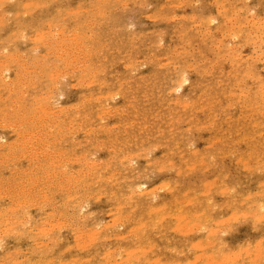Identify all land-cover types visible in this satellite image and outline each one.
I'll return each instance as SVG.
<instances>
[{
  "label": "rangeland",
  "instance_id": "rangeland-1",
  "mask_svg": "<svg viewBox=\"0 0 264 264\" xmlns=\"http://www.w3.org/2000/svg\"><path fill=\"white\" fill-rule=\"evenodd\" d=\"M1 1L0 264H264V0Z\"/></svg>",
  "mask_w": 264,
  "mask_h": 264
},
{
  "label": "bare ground",
  "instance_id": "bare-ground-1",
  "mask_svg": "<svg viewBox=\"0 0 264 264\" xmlns=\"http://www.w3.org/2000/svg\"><path fill=\"white\" fill-rule=\"evenodd\" d=\"M0 1H1V0H0ZM14 1H15V0H14ZM58 1H59V0H58ZM109 1H110V0H109ZM185 1H186V0H185ZM1 2H2V1H1ZM37 2H38V1H37ZM124 2H125V1H124ZM28 3H29V2H28ZM67 3H68V2H67ZM115 3H116V2H115ZM198 3H199V2H198ZM3 4H4V3H3ZM26 4H27V3H26ZM33 4H34V3H33ZM106 4H107V3H106ZM221 4H222V3H221ZM28 5H29V4H28ZM31 5H32V4H31ZM36 5H37V4H36ZM44 5H45V4H44ZM102 5H103V4H102ZM183 5H184V4H183ZM5 6H6V5H5ZM40 6H41V5H40ZM145 6H146V5H145ZM151 6H152V5H151ZM151 6H150V7H151ZM1 7H4V6H1ZM26 7H27V6H26ZM29 7H30V6H29ZM37 7H38V6H37ZM37 7H36V8H37ZM143 7H144V6H143ZM174 7H175V6H174ZM177 7H178V6H177ZM177 7H176V8H177ZM199 7H200V6H199ZM30 8H31V7H30ZM100 8H101V7H100ZM247 8H248V7H247ZM223 9H225V8H223ZM232 9H233V8H232ZM76 10H77V9H76ZM103 10H104V9H103ZM136 10H137V9H136ZM84 11H85V9H84ZM94 11H98V10H94ZM26 12H27V11H26ZM28 12H29V11H28ZM32 12H33V11H32ZM69 12H71V11H69ZM73 12H74V11H73ZM76 12H77V11H76ZM173 12H174V11H173ZM250 12H251V11H250ZM93 13H94V12H93ZM22 14H23V13H22ZM24 14H25V12H24ZM27 14H28V13H27ZM73 14H74V13H73ZM80 14H81V13H80ZM100 14H101V13H100ZM233 14H234V13H233ZM7 15H8V14H7ZM25 15H26V14H25ZM71 15H72V14H71ZM89 15H92V14L89 13ZM5 16H6V15H5ZM23 16H24V15H23ZM147 16H148V15H147ZM178 16H179V15H178ZM207 16H208V15H207ZM234 16H235V15H234ZM0 17H1V16H0ZM72 17H73V15H72ZM92 17H93V15H92ZM173 17H174V18H177V17H175V16H173ZM173 17H172V18H173ZM210 17H211V16H210ZM212 17H213V16H212ZM60 18H61V17H60ZM62 18H63V17H62ZM183 18H184V17H183ZM194 18H195V17H194ZM208 18H209V17H208ZM208 18H206V19H208ZM250 18H251V17H250ZM63 19H64V18H63ZM90 19H91V18H90ZM178 19H179V18H178ZM211 19H212V18H211ZM231 19H232V18H231ZM1 20H2V19H1ZM74 20H75V19H74ZM85 20H86V19H85ZM94 20H95V19H94ZM186 20H188V19H186ZM208 20H209V19H208ZM235 20H236V19H235ZM24 21H25V20H24ZM97 21H98V20H97ZM97 21H96V22H97ZM201 21H202V20H201ZM212 22H213V21H212ZM0 23H1V22H0ZM76 23H77V22H76ZM208 23H209V21H208ZM247 23H248V22H247ZM91 24H92V23H91ZM49 25H50V24H49ZM60 25H61V24H60ZM98 25H99V24H98ZM194 25H195V24H194ZM242 25H243V24H242ZM246 25H247V24H246ZM246 25H245V26H246ZM249 25H250V24H249ZM254 25H255V23H254ZM63 26H64V25H63ZM87 26H88V25H87ZM99 26H100V25H99ZM207 26H208V25H207ZM233 26H235V25H233ZM233 26H232V27H233ZM243 26H244V25H243ZM236 27H237V26H236ZM250 27H251V26H250ZM256 27H257V26H256ZM259 27H260V23H259ZM58 28H59V27H58ZM67 28H69V27H67ZM76 28H77V26H76ZM81 28H82V27H81ZM129 28H130V27H129ZM206 28H207V27H206ZM4 29H5V28H4ZM74 29H75V27H74ZM196 29H197V28H196ZM71 30H72V29H71ZM90 30H91V29H90ZM192 30H193V29H192ZM1 31H2V30H1ZM27 31H28V30H27ZM53 31H54V30H53ZM79 31H80V30H79ZM55 32H56V31H55ZM59 32H60V31H59ZM63 32H64V31H63ZM86 32H87V31H86ZM97 32H98V31H97ZM115 32H116V31H115ZM117 32H118V31H117ZM208 32H209V31H208ZM230 32H231V31H230ZM230 32H229V33H230ZM237 32H238V31H237ZM19 33H21V32H18V35H19ZM38 33H39V32H37V34H38ZM42 33H43V31H42ZM53 33H54V32H53ZM187 33H188V32H187ZM205 33H206V32H205ZM82 34H83V33H82ZM94 34H95V33H94ZM116 34H117V33H116ZM237 34H239V33H237ZM263 34H264V33H263ZM39 35H40V33H39ZM57 35H58V34H57ZM72 35H74V34H72ZM187 35H188V34H187ZM187 35H186V36H187ZM40 36H41V35H40ZM59 36H60V35H59ZM86 36H87V35H86ZM94 36H95V35H94ZM142 36H143V35H142ZM201 36H202V35H201ZM231 36H232V35H231ZM252 36H253V35H252ZM263 36H264V35H263ZM81 37H82V36H81ZM81 37H80V38H81ZM232 37H233V36H232ZM235 37H237V36H235ZM38 38H39V37H38ZM48 38H49V37H48ZM63 38H64V37H63ZM68 38H69V37H68ZM70 38H71V37H70ZM82 38H84V36H83ZM82 38H81V39H82ZM85 38H86V37H85ZM87 38H88V37H87ZM200 38H201V37H200ZM262 38H263V37H262ZM28 39H29V38H28ZM54 39H55V38H54ZM57 39H58V38H57ZM180 39H181V38H180ZM182 39H183V38H182ZM224 39H225V38H224ZM24 40H26V39H24ZM48 40H49V39H48ZM89 40H91V39H89ZM137 40H138V39H137ZM235 40H236V39H235ZM8 41H9V40H8ZM109 41H110V40H109ZM158 41H159V40H158ZM12 42H13V41H12ZM57 42H58V41H57ZM69 42H70V41H69ZM134 42H136V41H134ZM13 43H14V42H13ZM50 43H52V42H50ZM54 43H55V42H54ZM61 43H62V42H61ZM197 43H198V42H197ZM203 43H204V42H203ZM227 43H228V42H227ZM254 43H255V41H254ZM10 44H12V43H10ZM62 44H63V43H62ZM64 44H65V43H64ZM69 44H70V43H69ZM72 44H73V43H72ZM86 44H88V43H86ZM158 44H159V43H157L156 45H158ZM209 44H210V43H209ZM83 45H84V44H83ZM102 45H103V44H102ZM105 45H106V44H105ZM105 45H104V46H105ZM184 45H185V44H184ZM187 45H189V43H188ZM190 45H191V44H190ZM217 45H218V44H217ZM227 45H228V44H227ZM60 46H61V45H60ZM65 46H66V45H65ZM67 46H68V44H67ZM84 46H85V45H84ZM84 46H83V50L86 49V48L84 49ZM91 46H92V45H91ZM182 46H183V45H182ZM256 46H257V45H256ZM8 47H9V46H8ZM35 47H36V46H35ZM52 47H53V46H52ZM63 47H64V46H63ZM63 47H62V48H63ZM107 47H108V46H107ZM131 47H132V46H131ZM135 47H136V46H135ZM227 47H229V46H227ZM12 48H14V47L12 46ZM29 48H32V47H29ZM37 48H38V47H37ZM57 48H58V47H57ZM71 48H73V47H70V49H71ZM75 48H76V47H75ZM87 48H88V47H87ZM89 48H91V47H89ZM119 48H120V47H119ZM152 48H153V47H152ZM196 48H197V47H196ZM216 48H217V47H216ZM15 49H16V47H15ZM32 49H33V48H32ZM55 49H56V48H55ZM55 49H54V50H55ZM60 49H61V48L59 47V50H60ZM77 49H78V47H77ZM92 49H93V48H91V50H92ZM156 49H157V47H156ZM7 50H8V49H7ZM20 50H21V49H20ZM86 50H87V49H86ZM96 50H97V49H96ZM107 50H108V49H107ZM132 50H133V49H132ZM168 50H169V49H168ZM218 50H219V49H218ZM15 51H16V50H15ZM55 51H56V50H55ZM72 51H73V50H72ZM75 51H77V50H75ZM81 51H82V49H81ZM93 51H95V50L93 49ZM93 51H91V52L93 53ZM98 51H99V50H98ZM152 51H153V50H152ZM181 51H182V50H181ZM185 51H187V50H185ZM189 51H190V50H189ZM191 51H192V50H191ZM198 51H200V50H198ZM215 51H216V50H215ZM23 52H24V51H23ZM56 52H57V51H56ZM86 52H87V51H86ZM91 52H90V53H91ZM95 52H96V51H95ZM102 52H103V49H102ZM110 52H112V51H110ZM126 52H127V51H126ZM179 52H180V50H179ZM0 53H1V52H0ZM35 53H36V52H35ZM37 53H38V52H37ZM84 53H85V52H84ZM97 53H98V52H97ZM182 53H183V52H182ZM193 53H194V51H193ZM217 53H218V52H217ZM6 54H7V53H6ZM19 54H20V53H19ZM25 54H26V53H25ZM27 54H28V53H27ZM50 54H51V52H50ZM101 54H102V53H101ZM137 54H138V53H137ZM150 54H151V53H150ZM160 54H161V53H160ZM237 54H238V52H237ZM258 54H259V53H258ZM263 54H264V53H263ZM22 55H23V54H21V56H22ZM54 55H55V54H54ZM67 55H68V54H67ZM77 55H78V54H77ZM83 55H85V54H83ZM95 55H96V54H95ZM130 55H131V54H130ZM163 55H164V54H163ZM181 55H182V54H181ZM185 55H186V54H185ZM215 55H216V54H215ZM256 55H257V54H256ZM56 56H57V55H56ZM56 56H55V57H56ZM236 56H237V55H236ZM70 57H71V55H70ZM73 57H74V55H73ZM80 57L82 58V56H80ZM181 57H182V56H181ZM183 57H184V56H183ZM231 57H232V56H231ZM255 57H256V56H255ZM7 58H8V56H7ZM25 58H26V57H25ZM50 58H51V57H50ZM89 58L91 59V57H89ZM104 58H105V57H104ZM27 59H28V58H27ZM128 59H129V57H128ZM151 59H152V58H151ZM166 59H167V58H166ZM192 59H193V58H192ZM6 60H8V59H6ZM24 60H25V59H24ZM41 60H42V59H41ZM47 60H48V59H47ZM263 60H264V59H263ZM51 61H52V60H51ZM72 61H73V60H72ZM77 61H78V59H77ZM146 61H147V60H146ZM195 61H196V60H195ZM22 62H23V61H21L20 63H22ZM33 62H34V61H33ZM43 62H44V60H43ZM58 62H59V61H58ZM78 62H79V61H78ZM81 62H82V61H81ZM88 62H89V61H88ZM91 62H92V61H91ZM123 62H124V61H123ZM2 63H3V62H2ZM24 63H25V62H24ZM35 63H36V62H35ZM35 63H33V64H35ZM126 63H127V62H126ZM138 63H139V62H138ZM176 63H177V62H176ZM195 63H197V62H195ZM44 64H45V63H44ZM50 64H51V63H50ZM53 64H54V63H53ZM53 64H52V65H53ZM61 64H62V63H61ZM70 64H71V63H70ZM78 64H79V63H78ZM96 64H97V63H96ZM99 64H101V63H99ZM202 64H203V63H202ZM18 65H19V64H18ZM58 65H59V63H58ZM80 65H81V64H80ZM80 65H79V67H80ZM237 65H238V64H237ZM246 65H247V64H246ZM13 66H14V65H13ZM13 66H12V67H13ZM76 66H77V65H76ZM85 66H86V65H85ZM96 66H97V65H96ZM96 66H95V67H96ZM178 66H179V65H178ZM194 66H195V65H194ZM197 66H198V65H197ZM214 66H215V65H214ZM83 67H84V66H83ZM100 67H101V65H100ZM202 67H203V66H202ZM6 68H7V67H6ZM18 68H20V67H18ZM21 68H22V67H21ZM134 68H135V67H134ZM249 68H250V67H249ZM2 69H3V68H2ZM7 69H8V68H7ZM56 69H57V68H56ZM61 69H62V68H61ZM70 69H71V68H70ZM174 69H175V68H174ZM11 70H12V68H11ZM16 70H18V69L16 68ZM35 70H36V69H35ZM62 70H63V69H62ZM84 70H85V69H84ZM88 70H89V69H88ZM157 70H158V69H157ZM198 70H199V69H198ZM212 70H213V69H212ZM21 71H23V70H21ZM52 71H53V70H52ZM79 71H80V70H79ZM90 71H91V70H90ZM182 71H183V70H182ZM4 72H6V71H4ZM8 72H9V71H8ZM29 72H30V71H29ZM29 72H28V73H29ZM83 72H84V71H83ZM97 72H98V71H97ZM252 72H253V71H252ZM252 72H250V73H252ZM20 73H21V72H20ZM28 73H27V74H28ZM38 73H39V72H38ZM85 73H86V72H85ZM90 73H91V72H90ZM223 73H224V72H223ZM0 74H1V73H0ZM3 74H4V73H3ZM51 74L53 75L52 72H51ZM97 74H98V73H97ZM184 74H186V73H184ZM204 74H205V73H204ZM236 74H237V73H236ZM1 75H2V74H1ZM7 75H8V74H7ZM93 75H94V74H93ZM93 75H92V76H93ZM34 76H35V75H34ZM44 76H45V75H44ZM50 76H51V75H50ZM50 76H49V77H50ZM62 76H63V75H62ZM149 76H150V75H149ZM181 76H182V74H181ZM181 76H180V77H181ZM202 76H203V75H202ZM230 76H231V75H230ZM0 77H1V76H0ZM4 77H5V76H4ZM16 77H17V76H16ZM72 77H73V76H72ZM129 77H130V76H129ZM132 77H133V76H132ZM184 77H185V76H184ZM217 77H218V76H217ZM1 78H2V77H1ZM36 78H37V77H36ZM66 78H67V76H66ZM96 78H97V77H96ZM115 78H116V77H115ZM140 78H141V77H140ZM219 78H220V77H219ZM2 79H3V78H2ZM5 79H7V78H5ZM30 79H31V78H30ZM259 79H260V78H259ZM14 80H15V79H14ZM32 80H33V79H32ZM37 80H38V78H37ZM58 80H59V79H58ZM116 80H117V79H116ZM131 80H132V79H131ZM10 81H11V80H10ZM35 81H36V80H35ZM54 81H55V80H54ZM88 81H89V80H88ZM128 81H129V80H128ZM142 81H143V80H142ZM246 81H247V80H246ZM246 81H245V82H246ZM255 81H256V80H255ZM255 81H254V82H255ZM7 82H8V81H7ZM11 82H12V81H11ZM29 82H30V81H29ZM36 82H37V81H36ZM100 82H101V81H100ZM167 82H169V81H167ZM187 82H188V79H187V78H183V79H181V81L176 85L177 88H175V89H177V92H179L180 89L183 87V85H185V83H187ZM243 82H244V81H243ZM9 83H10V82H9ZM13 83H14V82H13ZM32 83H33V82H32ZM55 83H56V82H55ZM98 83H99V82H98ZM216 83H217V82H216ZM66 84H67V83H66ZM88 84H89V83H88ZM100 84H101V83H100ZM3 85L6 86L5 84H3ZM18 85H19V83H18ZM24 85H25V83H24ZM24 85H22V86H24ZM34 85H35V84H34ZM42 85H43V84H42ZM45 85H46V84H45ZM51 85H52V84H51ZM201 85H202V84H201ZM220 85H221V84H220ZM8 86H9V85H8ZM12 86H13V85H12ZM12 86H11V88H12ZM14 86H15V85H14ZM16 86H17V85H16ZM31 86H32V85H31ZM36 86H37V85H36ZM52 86H53V85H52ZM71 86H72V85H71ZM128 86H129V85H128ZM139 86L141 87V85H138V87H139ZM17 87H18V86H17ZM37 87H38V86H37ZM87 87H88V86H87ZM118 87H119V86H118ZM123 87H124V86H123ZM6 88H7V87H6ZM29 88H30V86H29ZM29 88H28V90H29ZM34 88H36V87H34ZM44 88H45V87H44ZM56 88H57V87H56ZM121 88H122V87H121ZM217 88H218V87H217ZM229 88H230V87H229ZM4 89H5V88H4ZM9 89H10V88H9ZM130 89H131V88H130ZM173 89H174V88H173ZM223 89H224V87H223ZM260 89H261V88H260ZM19 90L21 91L22 89H19ZM19 90H18V91H19ZM25 90H26V88H25ZM37 90H38V89H37ZM42 90H43V89H42ZM158 90H159V89H158ZM22 91H23V90H22ZM26 91H27V90H26ZM59 91H60V90H59ZM128 91H130V90H128ZM245 91H246V90H245ZM51 92H52V91H51ZM51 92H50V93H51ZM125 92H126V91H125ZM175 92H176V90H175ZM2 93H3V92H2ZM146 93H147V92H146ZM250 93H251V92H250ZM21 94H22V93H21ZM23 94H24V93H23ZM93 94H94V93H93ZM233 94H234V93H233ZM248 94H249V93H248ZM15 95H16V94H15ZM24 95H25V94H24ZM38 95H39V94H38ZM50 95H51V94H50ZM67 95H68V94H67ZM108 95H109V93H108ZM116 95H117V94H116ZM9 96H10V94H9ZM9 96H7V97H8V98H11V97H9ZM84 96H85V95H84ZM84 96H83V97H84ZM97 96H98V95H97ZM105 96H106V95H105ZM143 96H144V95H143ZM157 96H158V95H157ZM255 96H256V95H255ZM0 97H1V95H0ZM52 97H53V96H52ZM52 97H51V98H52ZM113 97H114V96H113ZM28 98H29V97H28ZM34 98H35V97H34ZM34 98H31V99H34ZM130 98H131V97H130ZM150 98H151V97H150ZM181 98H182V97H181ZM11 99H12V98H11ZM14 99H15V96H14ZM14 99H13V100H14ZM17 99H18V98H17ZM21 99H22V98H21ZM31 99H30V100H31ZM42 99H43V98H42ZM47 99H48V98H47ZM89 99H90V98H89ZM186 99H187V98H186ZM249 99H250V98H249ZM5 100H6V99H5ZM18 100H20V99H18ZM24 100H25V98H24ZM45 100H46V98H45ZM52 100H53V99H52ZM61 100H62V99H61ZM112 100H113V99L111 98V101H112ZM131 100H132V99H131ZM176 100H177V99H176ZM183 100H184V99H183ZM202 100H203V99H202ZM6 101H7V100H6ZM11 101H12V100H10V102H11ZM27 101H28V100H27ZM31 101H32V100H31ZM35 101H36V100H35ZM49 101H50V100H49ZM94 101H95V100H94ZM19 102H20V101H19ZM33 102H34V101H33ZM33 102H32V103H33ZM102 102H103V101H102ZM233 102H234V101H233ZM252 102H253V101H252ZM3 103H4V102H3ZM8 103H9V102H8ZM11 103H12V102H11ZM25 103H26V102H25ZM132 103H133V102H132ZM143 103H144V102H143ZM149 103H150V102H149ZM170 103H171V102H170ZM184 103H185V102H184ZM187 103H188V102H187ZM247 103H248V102H247ZM20 104H21V103H20ZM35 104H36V103H35ZM37 104H39V103L37 102ZM77 104H78V103H77ZM82 104H83V103H82ZM147 104H148V103H147ZM185 104H186V103H185ZM253 104H254V103H253ZM6 105H7V104H6ZM8 105L11 106V104H8ZM16 105H17V104H16ZM40 105H41V104H40ZM91 105H92V104H91ZM107 105H108V104H107ZM112 105H113V104H112ZM236 105H238V104H236ZM0 106H1V105H0ZM4 106H5V105H4ZM10 106H8L7 108H11ZM26 106H27V105H26ZM60 106H61V105H60ZM84 106H85V105H84ZM84 106H83V107H84ZM86 106H87V105H86ZM250 106H251V104H250ZM83 107H82V108H83ZM197 107H198V106H197ZM213 107H214V106H213ZM233 107H234V106H233ZM5 108H6V107H5ZM17 108H18V107H17ZM20 108H22V107H20ZM20 108H19V109H20ZM32 108H33V107H32ZM40 108H41V107H40ZM129 108H130V107H129ZM134 108H135V107H134ZM241 108H242V107H241ZM68 109H69V108H68ZM88 109H89V108H88ZM101 109H103V107H102ZM122 109H123V108H122ZM126 109H127V108H126ZM142 109H143V108H142ZM183 109H184V108H183ZM202 109H203V108H202ZM210 109H211V108H210ZM8 110H9V109H8ZM20 110H22V109H20ZM30 110H31V108H30ZM59 110H60V109H59ZM59 110H57V111H59ZM118 110H119V109H118ZM136 110H137V109H136ZM149 110H150V109H149ZM244 110H245V109H244ZM3 111H4V110H3ZM9 111H10V110H9ZM15 111L18 112L19 110L15 109ZM40 111H41V110H40ZM42 111H43V110H42ZM124 111H125V109H124ZM133 111H134V110H133ZM4 112H5V111H4ZM10 112H11V111H10ZM38 112H39V111H38ZM43 112H44V111H43ZM71 112H72V111H71ZM73 112H74V111H73ZM90 112H91V111H90ZM126 112H127V111H126ZM160 112H161V111H160ZM263 112H264V111H263ZM5 113H6V112H5ZM14 113H15V112H14ZM14 113H13V114H14ZM35 113H36V112H35ZM52 113H53V112H52ZM118 113H119V112H118ZM127 113H128V112H127ZM129 113H130V112H129ZM134 113H135V112H134ZM146 113H147V112H146ZM168 113H169V112H168ZM228 113H229V112H228ZM17 114H18V113H17ZM54 114H55V113H54ZM92 114H93V113H92ZM2 115H3V114H2ZM11 115H12V114H11ZM11 115H10V117H11ZM22 115H23V114H22ZM65 115H66V114H65ZM68 115H69V114H68ZM112 115H113V114H112ZM118 115H120V114H118ZM162 115H163V114H162ZM213 115H214V114H213ZM250 115H251V114H250ZM19 116H20V115H19ZM25 116H26V115H25ZM25 116H24V117H25ZM55 116H56V115H55ZM74 116H75V113H74ZM77 116H81V115H77ZM121 116H122V115H121ZM129 116H130V115H129ZM135 116H136V115H135ZM8 117H9V116H8ZM24 117H23V118H24ZM65 117H66V116H65ZM11 118H12V117H11ZM13 118H14V117H13ZM19 118H20V117H19ZM40 118H41V117H40ZM63 118H64V117H63ZM66 118H67V117H66ZM78 118H79V117H78ZM106 118H107V120H108V117H106ZM136 118H137V117H136ZM171 118H172V117H171ZM184 118H185V117H184ZM221 118H222V117H221ZM50 119H51V117H50ZM52 119H53V118H52ZM52 119H51V120H52ZM102 119H103V118H102ZM168 119H169V118H168ZM191 119H193V118H191ZM253 119H254V118H253ZM18 120H19V119H18ZM18 120H17V121H18ZM20 120H21V119H20ZM32 120H33V118H32ZM43 120H44V119H43ZM53 120H54V119H53ZM53 120H52V121H53ZM100 120H101V119H100ZM107 120H106V121H107ZM160 120H161V119H160ZM181 120H182V119H181ZM236 120H237V119H236ZM1 121H2V120H1ZM4 121H5V120H4ZM15 121H16V119H15ZM17 121H16V122H17ZM44 121H45V120H44ZM49 121H50V120H49ZM106 121H104V122H106ZM128 121H129V120H128ZM198 121H199V120H198ZM27 122H28V121H26L25 123H27ZM55 122H56V121H55ZM55 122H54V123H55ZM58 122H59V121H58ZM64 122H66V121H64ZM180 122H181V121H180ZM180 122H179V123H180ZM249 122H250V121H249ZM4 123H5V122H4ZM9 123H10V122H9ZM17 123H18V122H17ZM28 123H29V122H28ZM37 123H38V122H37ZM106 123H107V122H106ZM139 123H140V122H139ZM215 123H216V122H215ZM21 124H22V122H21ZM30 124H31V123H30ZM52 124H53V123H52ZM56 124H58V123H56ZM62 124H63V123H62ZM79 124H80V123H79ZM104 124H105V123H104ZM1 125H2V124H1ZM9 125H11V124H9ZM19 125H20V124H19ZM23 125H24V124H23ZM23 125H21V126H23ZM31 125H32V124H31ZM39 125H40V124H39ZM58 125H59V124H58ZM66 125H67V124H66ZM69 125H70V124H69ZM132 125H133V124H132ZM172 125H173V124H172ZM2 126H3V125H2ZM2 126H1V127H2ZM14 126H15V125H14ZM17 126H18V125H17ZM34 126H35V125H34ZM47 126H48V125H47ZM49 126H50V125H49ZM53 126H54V125H53ZM71 126H72V125H71ZM165 126H166V125H165ZM4 127H5V126H4ZM9 127H10V126H9ZM23 127H24V126H23ZM25 127H26V126H25ZM44 127H45V125H44ZM51 127H52V126H51ZM60 127H61V126H60ZM128 127H129V126H128ZM138 127H139V126H138ZM214 127H215V126H214ZM31 128H32V126H31ZM34 128H35V127H34ZM63 128H64V127H63ZM65 128H66V127H65ZM78 128H79V127H78ZM172 128H173V127H172ZM3 129H4V128H3ZM6 129H7V128H6ZM20 129H21V127H20ZM24 129H25V128H24ZM42 129H44V128H42ZM48 129H49V128H48ZM138 129H139V128H138ZM14 130H15V129H14ZM22 130H23V129H22ZM53 130H54V129H53ZM62 130H63V129H62ZM77 130H78V129H77ZM79 130H80V129H79ZM95 130H96V129H95ZM98 130H99V129H98ZM160 130H163V129H160ZM169 130H171V128H170ZM187 130H188V129H187ZM223 130H224V129H223ZM16 131H17V130H16ZM30 131H31V130H30ZM35 131H37V130L35 129ZM55 131H56V130H55ZM107 131H108V130H107ZM115 131H116V130H115ZM124 131H125V130H124ZM157 131H158V130H157ZM89 132H90V131H89ZM126 132H127V131H126ZM148 132H149V131H148ZM214 132H215V131H214ZM42 133H43V131H42ZM45 133H46V132H45ZM69 133H70V132H69ZM71 133H72V131H71ZM78 133H79V132H78ZM112 133H113V132H112ZM171 133H172V132H171ZM174 133H175V132H174ZM260 133H261V132H260ZM34 134H35V133H34ZM36 134H37V133H36ZM38 134H39V133H38ZM47 134H48V133H47ZM55 134H56V133H55ZM72 134H73V133H72ZM135 134H137V133H135ZM142 134H143V133H142ZM142 134H141V135H142ZM162 134H163V133H162ZM182 134H183V133H182ZM215 134H216V133H215ZM1 135H2V134H1ZM29 135H30V134H29ZM76 135H77V134H76ZM65 136H66V135L64 134V137H65ZM67 136H68V135H67ZM67 136H66V138H67ZM72 136H73V135H72ZM90 136H91V135H90ZM99 136H100V135H99ZM222 136H223V135H222ZM42 137H43V136H42ZM48 137H49V136H48ZM60 137H61V136H60ZM84 137H85V136H84ZM145 137H146V136H145ZM164 137H165V136H164ZM187 137H188V136H187ZM24 138H25V137H24ZM39 138H41V137H39ZM54 138H57V137L54 136ZM73 138H74V137H73ZM91 138H92V137H91ZM47 139H48V138H47ZM69 139H70V138H69ZM94 139H95V138H94ZM143 139H144V138H143ZM143 139H142V140H143ZM146 139L148 140L147 137H146ZM42 140H43V139H42ZM53 140H54V139H53ZM60 140H61V138H60ZM72 140H73V139H72ZM96 140H97V138H96ZM116 140H117V139H116ZM147 140H146V141H147ZM183 140H184V139H183ZM217 140H219V139H217ZM223 140H224V139H223ZM34 141H35V140H34ZM44 141H45V140H44ZM86 141H87V140H86ZM91 141H92V140H91ZM187 141H188V140H187ZM262 141H263V140H262ZM262 141H261V142H262ZM6 142H7V141H6ZM52 142H53V141H52ZM55 142H57V141H55ZM63 142H65V141H63ZM83 142H84V141H83ZM101 142H102V141H101ZM105 142H106V141H105ZM2 143H4V141H2ZM13 143H14V142H13ZM26 143H27V142H26ZM46 143L48 144V142H46ZM70 143H71V142H70ZM96 143H97V142H96ZM113 143H114V142H113ZM124 143H125V142H124ZM14 144H15V143H14ZM56 144H57V143H56ZM56 144H55V145H56ZM59 144H60V142H59ZM59 144H57V145H59ZM91 144H92V143H91ZM100 144H101V143H100ZM1 145H2V144H1ZM1 145H0V146H1ZM5 145H6V144H5ZM9 145H10V144H9ZM19 145H20V144H19ZM53 145H54V144H53ZM84 145H85V144H84ZM102 145H103V144H102ZM127 145H128V144H127ZM167 145H168V144H167ZM10 146H11V145H10ZM35 146H36V145H35ZM42 146H43V145H42ZM44 146L47 147V145H44ZM48 146H49V145H48ZM62 146H63V145H62ZM73 146H74V145H73ZM90 146H91V145H90ZM125 146H126V145H125ZM153 146H154V145H153ZM156 146H157V145H156ZM169 146H170V145H169ZM189 146H190V145H189ZM254 146H255V145H254ZM33 147H34V146H33ZM80 147H81V146H80ZM93 147H94V146H93ZM192 147H193V146H192ZM205 147H206V146H205ZM0 148H3V147H0ZM24 148H25V147H24ZM58 148H59V147H58ZM187 148H188V147H187ZM209 148H210V146H209ZM48 149H49V148H48ZM59 149H60V148H59ZM64 149H65V148H64ZM67 149H68V148H67ZM104 149H105V148H104ZM123 149H124V148H123ZM155 149H156V148H155ZM223 149H224V148H223ZM29 150H30V149H29ZM45 150H46V149H45ZM53 150H55V149L53 148ZM62 150H63V149H62ZM96 150H97V149H96ZM96 150H95V151H96ZM150 150H151V149H149V151H150ZM188 150H189V149H188ZM188 150H187V151H188ZM14 151H17V150H14ZM20 151H21V149H20ZM26 151H27V150H26ZM51 151H52V150H51ZM120 151H121V150H120ZM149 151H148V152H149ZM151 151H152V150H151ZM231 151H232V150H231ZM231 151H230V152H231ZM22 152H23V151H22ZM37 152H38V150H37ZM43 152H44V151H43ZM52 152H53V151H52ZM55 152H56V151H55ZM68 152H69V150H68ZM75 152H76V151H75ZM191 152H192V151H191ZM196 152H197V151H196ZM233 152H234V151H233ZM0 153H1V152H0ZM14 153H15V152H14ZM58 153H59V152H58ZM172 153H173V152H172ZM172 153H171V154H172ZM203 153H204V152H203ZM231 153H232V152H231ZM18 154H19V153H18ZM20 154H21V153H20ZM48 154H49V153H48ZM55 154H56V153H55ZM61 154H62V153H61ZM71 154H72V153H71ZM192 154H193V153H192ZM195 154H196V153H195ZM36 155H37V154H36ZM62 155H63V154H62ZM83 155H84V154H83ZM92 155H93V154H92ZM130 155H131V157H132L133 154H130ZM189 155H190V153H189ZM232 155H233V154H232ZM246 155H247V153H246ZM0 156H1V155H0ZM2 156H3V155H2ZM6 156H7V155H6ZM11 156H12V154H11ZM16 156H17V155H16ZM64 156H65V155H64ZM69 156H70V155H69ZM75 156H76V155H75ZM94 156H95V155H94ZM94 156H93V157H94ZM204 156H205V155H204ZM23 157H25V156L23 155ZM35 157H36V156H35ZM38 157H39V156H38ZM41 157H42V156H41ZM62 157H63V156H62ZM146 157L148 158V156H146ZM202 157H203V156H202ZM5 158H6V157H5ZM72 158H73V157H72ZM94 158H95V157H94ZM115 158H116V157H115ZM123 158H124V156H123ZM3 159H4V158H3ZM18 159H19V158H18ZM18 159H17V160H18ZM21 159H22V158H21ZM29 159L31 160V158H29ZM42 159H43V158H42ZM52 159H53V158H52ZM85 159H86V156H85ZM248 159H249V158H248ZM37 160H38V158H37ZM39 160H40V159H39ZM43 160H44V159H43ZM48 160H49V158H48ZM63 160H64V159H63ZM65 160H66V159H65ZM73 160H74V159H73ZM211 160H213V159H211ZM15 161H16V160H15ZM18 161H19V160H18ZM18 161H17V162H18ZM32 161H33V157H32ZM81 161H82V160H81ZM91 161H92V160H91ZM91 161H90V162H91ZM128 161H130V160H128ZM47 162H48V161H47ZM59 162H60V161H59ZM86 162H87V161H86ZM99 162H100V161H99ZM99 162H98V163H99ZM105 162H106V161H105ZM115 162H116V161H115ZM1 163H2V162H1ZM11 163H12V162H11ZM64 163H65V161H64ZM78 163H79V162H78ZM94 163H95V162H94ZM128 163H130V162H128ZM196 163H197V162H196ZM199 163H202L201 160H200ZM203 163H205V162H203ZM206 163H207V165L209 164L208 162H206ZM210 163H211V162H210ZM243 163H244V162H243ZM243 163H242V165H243ZM2 164H4V162H3ZM12 164H13V163H12ZM41 164H42V163H41ZM41 164H40V165H41ZM58 164H59V163H58ZM86 164H87V163H86ZM91 164H92V163H91ZM101 164H102V163H101ZM103 164H104V163H103ZM105 164H106V163H105ZM5 165H6V164H5ZM14 165H15V164H14ZM14 165H13V166H14ZM29 165H30V164H29ZM196 165H197V164H196ZM199 165H200V164H199ZM2 166H3V165H2ZM2 166H1V167H2ZM10 166H11V165H10ZM19 166H20V165H19ZM33 166H35V165H33ZM37 166H38V165H37ZM48 166H49V165H48ZM50 166H51V165H50ZM68 166H69V165H68ZM107 166H108V165H107ZM131 166H132V165H131ZM135 166H136V165H135ZM193 166H195V165H193ZM215 166H216V165H215ZM59 167H61V166H59ZM116 167H117V166H116ZM191 167H192V166H191ZM191 167H190V168H191ZM9 168H10V167H9ZM15 168H16V167H15ZM21 168H22V167H21ZM26 168H27V167H26ZM29 168H30V167H29ZM41 168H42V167H41ZM57 168H58V167H57ZM65 168H66V167H65ZM67 168H68V167H67ZM89 168H90V167H89ZM106 168H107V167H106ZM132 168H133V166H132ZM190 168H189V169H190ZM192 168H193V167H192ZM244 168H245V167H244ZM4 169H5V168H4ZM7 169H8V168H7ZM27 169H28V168H27ZM32 169H33V167H32ZM34 169H35V168H34ZM49 169H50V168H49ZM91 169H92V168H91ZM160 169H162V168H160ZM176 169H177V168H176ZM199 169H200V168H199ZM206 169H207V168H206ZM0 170H1V169H0ZM2 170H3V168H2ZM11 170H12V169H11ZM19 170H20V169H19ZM25 170H26V169H25ZM38 170H39V169H38ZM53 170H55V169L53 168ZM58 170H59V169H58ZM61 170H64V169L62 168ZM65 170H66V169H65ZM117 170H118V169H117ZM172 170H173V169H172ZM5 171H6V170H5ZM46 171H47V170H46ZM85 171H86V170H85ZM85 171H84V172H85ZM95 171H96V170H95ZM145 171H146V170H145ZM151 171H152V170H151ZM151 171H150V173H151ZM257 171H258V170H257ZM15 172H16V171H15ZM18 172H19V171H18ZM20 172H22V170H21ZM23 172H24V171H23ZM30 172H31V171H30ZM38 172H39V171H38ZM42 172H43V171H42ZM50 172H51V171H50ZM52 172H54V171H52ZM70 172H71V171H70ZM100 172H101V171H100ZM25 173H27V172L25 171ZM25 173H23V174H25ZM39 173H40V172H39ZM77 173H78V172H77ZM88 173H89V170H88ZM154 173H155V171H154ZM17 174H18V173H17ZM65 174H66V173H65ZM80 174H81V173H80ZM98 174H99V172H98ZM1 175H2V174H1ZM11 175H13V174H11ZM69 175H70V173H69ZM76 175H77V174H76ZM83 175H84V174H83ZM101 175H102V173H101ZM13 176H14V175H13ZM26 176H27V175H26ZM31 176H32V175H31ZM36 176H38V175H36ZM44 176H45V175H44ZM58 176H59V175H58ZM63 176H65V175H63ZM67 176H68V175H67ZM67 176H66V177H67ZM70 176H71V175H70ZM90 176H91V175H90ZM96 176H98V175H96ZM96 176H95V177H96ZM99 176H100V175H99ZM146 176H147V175H146ZM250 176H251V175H250ZM1 177H2V176H1ZM9 177H10V176H9ZM15 177H16V176H15ZM21 177H22V176H21ZM24 177H25V176H24ZM48 177H49V176H48ZM50 177H51V176H50ZM54 177H55V176H54ZM78 177H79V176H78ZM80 177H81V175H80ZM2 178H3V177H2ZM2 178H1V179H2ZM4 178H6V177H4ZM31 178H32V177H31ZM39 178H40V177H39ZM55 178H56V177H55ZM58 178H59V177H58ZM61 178H62V177H61ZM64 178H65V177H64ZM86 178H87V177H86ZM98 178H99V177H98ZM115 178H117V177H115ZM225 178H226V177H225ZM12 179H13V178H12ZM15 179H16V178H15ZM21 179H22V178H21ZM44 179H45V177H44ZM65 179H66V178H65ZM81 179H82V178H81ZM147 179H148V178H147ZM216 179H217V178H216ZM17 180H18V179H17ZM22 180H23V179H22ZM33 180H34V179H33ZM61 180H62V179H61ZM63 180H64V179H63ZM67 180H68V179H67ZM67 180H66V181H67ZM76 180H77V179H76ZM79 180H80V179H79ZM83 180H84V179H83ZM83 180H82V181H83ZM86 180H87V179H86ZM86 180H84V181H86ZM115 180H116V179H115ZM145 180H146V179H145ZM3 181H4V180H3ZM3 181H2V182H3ZM9 181H10V180H9ZM12 181H13V180H12ZM37 181H38V180H37ZM40 181H41V180H40ZM48 181H49V179H48ZM74 181H75V180H74ZM80 181H81V180H80ZM5 182H6V181H4V183H5ZM10 182H11V181H10ZM33 182H34V181H33ZM45 182H46V181H45ZM96 182H97V181H96ZM115 182H116V181H115ZM131 182H132V179H131ZM7 183H8V182H7ZM47 183H48V182H47ZM56 183H58V182H56ZM64 183H65V182H64ZM64 183H63V185H64ZM72 183H74V182H72ZM76 183H77V182H76ZM76 183H75V184H76ZM90 183H91V182H90ZM90 183H89V185H90ZM107 183H108V182H107ZM116 183H117V182H116ZM166 183H167V182H166ZM168 183H169V181H168ZM168 183H167V184H168ZM12 184H13V183H12ZM14 184H16V183H14ZM22 184H23V183H22ZM30 184H31V181H30L29 185H30ZM34 184H36V183H34ZM39 184H40V183H39ZM49 184H50V183H49ZM58 184H59V183H58ZM61 184H62V183H61ZM68 184H69V182H68ZM68 184H67V185H68ZM70 184H71V183H70ZM70 184H69V185H70ZM75 184H74V185H75ZM77 184H78V183H77ZM87 184H88V183H87ZM87 184H86V185H87ZM133 184H134V182H133ZM3 185H5V184H3ZM18 185H19V184H18ZM29 185H28V187H29ZM32 185H33V183H32ZM40 185H41V184H40ZM72 185H73V184H72ZM94 185H95V184H94ZM99 185H100V184H99ZM165 185H166V184H165ZM165 185H164V186H165ZM6 186H8V185H6ZM12 186H13V185H12ZM14 186H15V185H14ZM14 186H13V187H14ZM48 186H49V185H48ZM52 186H53V185H52ZM57 186H58V185H57ZM59 186H61V185H59ZM87 186H88V185H87ZM95 186H97V185H95ZM141 186H142V185H141ZM161 186H162V185H161ZM167 186H169V185H167ZM176 186H177V185H176ZM211 186H212V185H211ZM211 186H210V187H211ZM217 186H218V185H217ZM0 187H1V185H0ZM3 187H4V186H3ZM13 187H12V189H13ZM24 187H25V184H24ZM26 187H27V186H26ZM46 187H47V186H46ZM46 187H45V189H47ZM53 187H54V186H53ZM83 187H84V186H83ZM83 187H82V188H83ZM89 187H90V186H89ZM137 187H138V186H137ZM137 187H136V188H137ZM1 188H2V187H1ZM7 188H9V187H7ZM16 188H17V187H16ZM35 188H36V187H35ZM37 188H39V187H37ZM49 188H50V187H49ZM56 188H57V187H56ZM58 188H59V187H58ZM67 188H68V187H67ZM79 188H80V186L78 187V189H79ZM92 188H93V187H92ZM103 188H104V187H103ZM103 188H102V189H103ZM133 188H135V187L133 186ZM164 188H165V187H164ZM41 189H42V186H41ZM60 189H62V186L60 187ZM60 189H59V190H60ZM65 189H66V188H65ZM84 189H85V188H84ZM87 189H88V188H87ZM100 189H101V188H100ZM137 189H138V188H137ZM137 189H136V190H137ZM151 189H152V188H151ZM159 189H160V188H159ZM162 189H163V188H162ZM162 189H161V190H162ZM172 189H173V188H172ZM172 189H170V190H172ZM232 189H234V188H232ZM0 190H1V189H0ZM2 190H3V189H2ZM17 190L19 191V189H17ZM47 190H48V189H47ZM59 190H58L57 192H60ZM68 190H69V189H68ZM74 190H77V189H74ZM80 190H81V189H80ZM85 190H86V189H85ZM136 190H134V191H136ZM148 190H149V189H148ZM208 190H209V186H208ZM220 190H221V189H220ZM222 190H223V189H222ZM8 191H9V190H8ZM15 191H16V189L14 190V192H15ZM18 191H17V192H18ZM23 191H24V190H23ZM23 191H22V192H23ZM29 191H30V190H29ZM43 191H44V189H43ZM53 191H54V190H53ZM72 191H73V189H72ZM134 191H133V192H134ZM172 191H173V190H172ZM223 191H225V190H223ZM223 191H221V192H223ZM227 191H228V190H227ZM233 191H234V190H233ZM10 192H11V191H10ZM31 192H32V191H31ZM51 192H52V191H51ZM55 192H56V191H55ZM61 192H62V191H61ZM64 192H65V191H64ZM75 192H76V191H75ZM77 192H78V191H77ZM87 192H88V191H87ZM18 193H19V192H18ZM20 193H21V192H20ZM29 193H30V192H29ZM35 193H36V191H35ZM41 193H42V192H41ZM43 193H44V192H43ZM48 193H50V191H49ZM107 193H108V192H107ZM129 193H130V192H129ZM138 193H139V192H138ZM144 193H145V191H144ZM147 193H148V192H147ZM157 193H158V192H157ZM206 193H207V192H206ZM208 193H209V192H208ZM12 194H13V193H12ZM26 194H27V193H26ZM44 194H46V193H44ZM60 194H61V193H60ZM64 194H65V193H64ZM87 194L89 195V192H88ZM97 194H99V193H97ZM108 194H109V193H108ZM110 194H111V193H110ZM194 194H195V190H194ZM201 194H202V193H201ZM41 195H42V194H41ZM50 195H51V193H50ZM69 195H70V194H69ZM91 195H92V194H91ZM104 195H105V194H104ZM114 195H115V194H114ZM121 195H122V194H121ZM131 195H132V194H131ZM15 196H16V195H15ZM15 196H14V197H15ZM21 196H22V195H21ZM27 196H29V195H27ZM30 196H33V195H30ZM47 196H48V195H47ZM79 196H80V195H79ZM79 196H78V197H79ZM84 196H85V195H84ZM101 196H102V195H101ZM125 196H126V195H125ZM154 196H155V195H154ZM157 196H158V195H157ZM18 197H20V196H18ZM41 197H42V196H41ZM41 197H39V198H41ZM44 197H45V196H44ZM50 197H51V196H50ZM152 197H153V196H152ZM155 197H156V196H155ZM196 197H197V196H196ZM22 198H23V197H22ZM47 198H48V197H47ZM55 198H56V197H55ZM74 198H75V197H74ZM81 198H82V197H81ZM86 198H87V197H86ZM153 198H154V197H153ZM156 198H157V197H156ZM156 198H155V199H156ZM2 199H3V198H2ZM23 199H24V198H23ZM29 199H30V197H29ZM32 199H33V197H32ZM41 199H42V198H41ZM65 199H66V198H65ZM116 199H117V198H116ZM116 199H115V200H116ZM148 199H149V198H148ZM190 199H191V198H190ZM16 200H17V199H16ZM24 200H25V199H24ZM53 200H54V199H53ZM71 200H72V198H71ZM78 200H79V199H78ZM129 200H130V198H129ZM206 200H207V199H206ZM20 201H21V200H20ZM56 201H57V200H56ZM56 201H55V203H56ZM62 201H63V200H62ZM131 201H133V200H131ZM184 201H186V200H184ZM22 202H23V201H22ZM42 202H43V201H42ZM88 202H89V201H88ZM118 202H119V201H118ZM134 202H135V201H134ZM187 202H188V201H187ZM189 202H191V201L189 200ZM196 202H197V201H196ZM208 202H209V201H208ZM39 203H40V202H39ZM52 203H53V202H52ZM81 203H82V202H81ZM85 203H86V202H85ZM152 203H153V202H152ZM178 203H179V202H178ZM205 203H206V202H205ZM241 203H242V202H241ZM241 203H240V204H241ZM41 204H42V203H41ZM69 204H70V203H69ZM83 204H84V202H83ZM190 204H191V203H190ZM50 205H51V204H50ZM77 205H78V204H77ZM120 205H121V204H120ZM241 205H242V204H241ZM12 206H13V205H12ZM14 206H15V205H14ZM42 206H43V205H42ZM62 206H63V205H62ZM72 206H73V205H72ZM118 206H119V204H118ZM15 207H16V206H15ZM58 207H59V208H58ZM58 207H57V208L60 209V206H59V205H58ZM135 207H136V206H135ZM159 207H160V206H159ZM261 207H262V206H261ZM36 208H37V207H36ZM54 208H55V207H54ZM64 208H66V207H63L62 209H64ZM79 208H80V207H79ZM87 208H88V207H87ZM151 208L153 209V207H151ZM157 208H158V207H157ZM157 208H156V209H157ZM160 208H161V207H160ZM163 208H164V207H163ZM212 208H214V207H212ZM226 208H227V207H226ZM258 208H260V207H258ZM69 209H70V208H69ZM81 209H82V208H81ZM156 209H155V210H156ZM219 209H220V208H219ZM263 209H264V208H263ZM21 210H22V209H21ZM40 210H41V209H40ZM67 210H68V207L66 208V211H67ZM77 210H78V209H77ZM83 210H84V209H83ZM130 210H131V209H130ZM153 210H154V209H153ZM155 210H154V211H155ZM236 210H237V209H236ZM3 211H4V210H3ZM10 211H11V210H10ZM56 211H57V209H56ZM122 211H123V210H122ZM122 211H121V212H122ZM179 211H180V210H179ZM82 212H83V211H82ZM117 212H118V211H117ZM132 212H133V211H132ZM169 212H170V211H169ZM212 212H213V211H212ZM254 212H255V211H254ZM259 212H260V211H259ZM51 213H52V211H51ZM91 213H92V212H91ZM126 213H127V211H126ZM133 213H134V212H133ZM8 214H9V213H8ZM63 214H64V213H63ZM66 214H67V213H66ZM66 214H65V216H66ZM73 214H74V212H73ZM73 214H72V215H73ZM93 214H94V213H93ZM111 214H112V213H111ZM244 214H245V213H244ZM47 215H48V214H47ZM55 215H57V214H55ZM68 215H70V214H68ZM77 215H79V214L77 213ZM90 215H91V214H90ZM90 215H89V216H90ZM180 215H181V214H180ZM197 215H198V214H197ZM239 215H240V214H239ZM241 215H242V214H241ZM245 215H246V214H245ZM93 216H94V215H93ZM119 216H120V215H119ZM119 216H118V220H120V218H121V217L119 218ZM233 216H234V215H233ZM235 216H237V215H235ZM242 216H243V215H242ZM262 216H264V215H262ZM23 217H24V216H23ZM52 217H54V214H53ZM56 217H57V216H56ZM68 217H70V216H68ZM71 217H72V216H71ZM77 217H78V216H77ZM79 217H80V216H79ZM85 217H86V216H85ZM159 217H160V216H159ZM163 217H164V216H163ZM205 217H206V216H205ZM229 217H231V216H229ZM39 218H40V217H39ZM54 218H55V217H54ZM54 218H53V219H54ZM65 218H66V217H65ZM72 218H73V217H72ZM75 218H76V217H75ZM75 218H74V219H75ZM81 218H82V217H81ZM86 218H87V217H86ZM116 218H117V217H116ZM180 218H181V219H180ZM185 218H186V217H185ZM235 218H237V217H235ZM256 218H257V217H256ZM259 218H261V216H260ZM61 219H62V218H61ZM78 219H79V218H78ZM78 219H77V220L75 219V220H76V223H77ZM84 219H85V218H84ZM101 219H102V218H101ZM136 219H137V218H136ZM163 219H164V218H163ZM179 219L182 220V216H181V217L179 216ZM179 219H178V220H179ZM225 219H226V217H225ZM79 220H80V219H79ZM86 220H87V219H86ZM90 220H91V219H90ZM118 220L116 219V222H117ZM137 220H138V219H137ZM137 220H136V221H137ZM149 220H150V219H149ZM209 220H211V219H209ZM220 220H221V219H220ZM222 220L224 221V219H222ZM222 220H221V222H222ZM32 221H33V220H32ZM52 221H53V220H52ZM58 221H59V219H58ZM72 221H73V220H72ZM114 221H115V220H114ZM157 221H158V220H157ZM161 221H162V220H161ZM187 221H188V220H187ZM227 221H228V220H227ZM229 221H230V220H229ZM5 222H7V221H5ZM10 222H11V221H10ZM46 222H47V221H46ZM119 222H120V221H119ZM122 222H123V220H122ZM155 222H156V221H155ZM189 222H190V221H189ZM221 222H220V223H221ZM56 223H57V222H56ZM59 223H60V222H59ZM82 223H84V222H82ZM102 223H103V222H102ZM179 223H180V221H179ZM227 223H228V222H227ZM21 224H22V223H21ZM29 224H30V223H29ZM29 224H28V225H29ZM53 224H54V223H53ZM78 224H79V222H78ZM108 224H111V223H108ZM120 224H121V223H120ZM192 224H193V222H192ZM192 224H191V225H192ZM195 224H196V223L194 222L193 225H195ZM218 224H219V223H218ZM221 224H223V222H222ZM25 225H26V224H25ZM43 225H44V224H43ZM49 225H50V224H49ZM74 225H75V224H74ZM80 225H81V224H80ZM84 225H85V224H84ZM100 225H101V224H100ZM100 225H99V226H100ZM105 225H106V224H105ZM111 225H112V224H111ZM114 225H115V224H114ZM141 225H143V224H141ZM181 225H182V224H181ZM197 225H198V224H197ZM197 225H196V226H197ZM219 225H220V224H219ZM75 226H76V225H75ZM94 226H95V225H94ZM103 226H104V225H103ZM116 226H117V225H116ZM184 226H185V225H184ZM186 226H187L186 228L188 229L189 225L186 224ZM196 226H195V227H196ZM7 227H8V226H7ZM43 227H44V226H41V228H43ZM45 227H46V226H45ZM58 227H59V226H58ZM83 227H84V226H83ZM138 227H139V226H138ZM143 227H144V226H143ZM200 227H201V226H200ZM228 227H229V226H228ZM22 228H23V227H22ZM41 228H40V229H41ZM71 228H72V227H71ZM74 228H76V227H74ZM131 228H132V227H131ZM135 228H136V227H135ZM183 228H184V227H183V225H182V229H183ZM36 229H37V228H36ZM58 229H59V228H58ZM58 229H57V230H58ZM78 229H79V228H77V230H78ZM177 229H178V228H177ZM177 229H176V230H177ZM179 229H180V227H179ZM187 229H186V230H187ZM193 229H194V228H193ZM196 229H197V228H196ZM228 229H229V228H228ZM18 230H19V228H18ZM41 230H42V229H41ZM65 230H66V229H65ZM116 230H117V229H116ZM184 230H185V229H184ZM224 230H225V228H224ZM6 231H7V230H6ZM42 231H43V230H42ZM44 231H45V230H44ZM83 231H84V230H83ZM90 231H91V230H90ZM93 231H95V230H93ZM96 231H97V230H96ZM98 231H100V230L98 229ZM191 231H192V229H191ZM193 231H194V230H193ZM214 231H215V230H214ZM229 231H230V229H229ZM14 232H16V231H14ZM40 232H41V231H40ZM56 232H57V231H56ZM128 232H129V234H131L130 231H128ZM128 232H127V234H128ZM133 232H134V231H133ZM133 232H132V233H133ZM138 232H139V231H138ZM138 232H137V233H138ZM182 232H183V231H182ZM182 232H181V233H182ZM200 232H201V231H200ZM210 232H212V231H209V233H210ZM222 232H223V231H222ZM12 233H13V232H12ZM46 233H47V231H46ZM90 233H93V232L91 231ZM90 233H89V234H90ZM95 233H96V232H95ZM112 233H113V232H112ZM137 233H136V235H137ZM42 234H43V233H42ZM51 234H52V233H51ZM86 234H87V233H86ZM98 234H99V233H98ZM182 234H183V233H182ZM185 234H187V233H185ZM215 234H216V233H215ZM10 235H11V234H10ZM46 235H47V234H46ZM60 235H61V234H60ZM66 235H67V234H66ZM72 235H73V234H72ZM81 235H82V234H81ZM125 235H126V234H125ZM132 235H134V234H132ZM136 235H135V236H136ZM208 235H210V234H208ZM219 235H220V234H219ZM20 236H21V235H20ZM23 236H24V235H23ZM37 236H38V235H37ZM47 236H48V235H47ZM58 236H59V234H58ZM78 236H79V235H78ZM78 236H77V237H78ZM123 236H124V235H123ZM123 236H122V237H123ZM211 236H212V235H211ZM4 237H5V236H4ZM52 237H53V236H52ZM74 237H75V236H74ZM80 237H81V236H80ZM95 237L98 238V235L96 234ZM95 237H94V238H95ZM118 237H119V235H118ZM122 237H121V238H122ZM130 237H131V236H130ZM132 237H133V236H132ZM0 238H1V237H0ZM57 238H58V237H57ZM91 238H93V237H91ZM94 238H93V240H94ZM116 238H117V237H116ZM133 238H134V237H133ZM1 239H2V238H1ZM78 239H79V238H78ZM110 239H111V238H110ZM147 240H148V239H147ZM1 241H2V240H1ZM50 241L52 242V238L50 239ZM54 241H55V238H54ZM200 241H201V240H200ZM206 241H207V238H206ZM218 241H219V240H218ZM40 242H41V241H40ZM57 242H58V240H57ZM60 242H61V240H60ZM94 242H95V241H94ZM103 242H104V241H103ZM147 242H148V241H147ZM197 242H198V241H197ZM37 243H38V242H37ZM47 243H48V242H47ZM54 243H55V242H54ZM99 243H100V242H99ZM208 243H209V242H208ZM40 244H41V243H40ZM44 244H45V243H44ZM82 244H83V243H82ZM213 244H214V243H213ZM56 245H57V244H56ZM107 245H108V244H107ZM207 245H208V244H207ZM50 246H52V245H50ZM85 246H86V245H85ZM133 246H134V245H133ZM148 246H149V245H148ZM200 246H201V245H200ZM202 246H203V245H202ZM202 246H201V247H202ZM40 247H41V246H40ZM87 247H88V246H87ZM87 247H86V248H87ZM105 247H106V246H105ZM105 247H104V248H105ZM109 247H110V246H109ZM118 247H119V246H118ZM135 247H136V246H135ZM149 247H151V246H149ZM164 247H165V246H164ZM194 247H195V246H194ZM204 247H206V246H204ZM204 247H203V248H204ZM2 248H4V247H2ZM7 248H8V247H7ZM53 248H54V247H53ZM53 248H52V249H53ZM106 248H108V247H106ZM106 248H105V249H106ZM151 248H152V247H151ZM195 248H196V247H195ZM0 249H1V248H0ZM47 249H48V248H47ZM77 249H78V248H77ZM81 249H83V248H81ZM101 249H102V248H101ZM138 249L140 250V248H138ZM201 249H202V248H201ZM37 250H38V249H37ZM66 250H67V249H66ZM92 250H93V249H92ZM142 250H143V249H142ZM144 250H145V249H144ZM189 250H190V249H189ZM2 251H3V249H2ZM15 251H16V250H15ZM39 251H40V250H39ZM39 251H38V252H39ZM90 251H91V250H90ZM103 251H104V250H103ZM109 251H110V249H109ZM115 251H116V250H115ZM115 251H114V252H115ZM118 251H119V250H118ZM123 251H124V249H123ZM129 251H130V250H129ZM211 251H212V250H211ZM248 251H249V250H248ZM261 251H262V250H261ZM48 252H49V250H48ZM52 252H53V251H52ZM132 252H133V251H132ZM132 252H131V253H132ZM136 252H137V251H136ZM140 252H141V251H140ZM172 252H173V251H172ZM257 252H259V250H257ZM40 253H41V252H40ZM46 253H47V252H46ZM105 253H106V252H105ZM120 253H121V252H120ZM129 253H130V252H129ZM134 253H135V252H134ZM146 253H147V252H146ZM245 253H248V252H245ZM259 253H261V252H259ZM9 254H10V253H9ZM16 254H17V253H16ZM48 254H49V253H48ZM95 254H96V253H95ZM127 254H128V253H127ZM182 254H183V253H182ZM182 254H181V255H182ZM108 255H109V254H108ZM117 255H118V254H117ZM179 256H180V255H179ZM197 256H198V255H197ZM216 256H217V255H216ZM114 257H115V256H114ZM128 257H130V256H128ZM205 257H207V256H205ZM210 257H211V258H210ZM224 257H225V256L222 257L223 260L220 259V260H221L220 262H218V261H219L218 258H215V259H217V262H216V260H215V259H212V256L210 255V256H208V261L210 262L209 264H214V263H215V264H224V262H225V264H226V261H228V260H227V259L225 260ZM236 257H238V255H237ZM253 257H254V256H253ZM96 258H97V257H96ZM132 258H134V257H132ZM132 258H131V259H132ZM138 258H139V257H138ZM143 258H144V257H143ZM213 258H214V257H213ZM239 258H240V257H239ZM254 258H255V257H254ZM37 259H38V258H37ZM53 259H54V258H53ZM78 259H79V258H78ZM125 259L129 260L128 258H125ZM131 259H130L129 261H131V264H132V260H131ZM210 259H211V260H210ZM228 259H229V257H228ZM234 259H235V258H234ZM237 259H238V258H237ZM26 260H27V259H26ZM39 260H40V259H39ZM70 260H71V259H70ZM83 260H84V259H83ZM101 260H102V259H101ZM105 260H106V259H105ZM137 260H138V259H134V261H137ZM230 260H232L231 257H230ZM230 260H229V261H230ZM8 261H9V260H8ZM138 261H139V260H138ZM138 261H137V262H138ZM152 261H155V260H152ZM152 261H151V262H152ZM195 261H196V259H195ZM208 261H207V262H208ZM212 261H213V262H212ZM233 261H234V260H233ZM233 261H232V262L230 261V263H233ZM21 262H22V261H21ZM60 262H61V261H60ZM67 262H69V261H67ZM88 262H89V261H88ZM119 262H120V261H119ZM137 262H136V263H137ZM190 262H191V261H190ZM193 262H194V261H193ZM2 263H3V262H2ZM6 263H7V262H6ZM25 263H26V262H25ZM53 263H54V262H53ZM195 263H196V262H195ZM11 264H12V263H11ZM17 264H18V262H17ZM59 264H60V263H59ZM71 264H72V263H71ZM117 264H118V263H117ZM124 264H126V263H124ZM133 264H135V263L133 262ZM155 264H156V263H155ZM175 264H176V263H175ZM207 264H208V263H207Z\"/></svg>",
  "mask_w": 264,
  "mask_h": 264
}]
</instances>
